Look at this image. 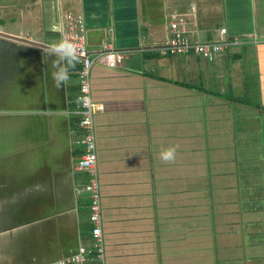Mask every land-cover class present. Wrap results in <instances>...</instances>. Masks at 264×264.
<instances>
[{
	"label": "crops",
	"instance_id": "0c3cea01",
	"mask_svg": "<svg viewBox=\"0 0 264 264\" xmlns=\"http://www.w3.org/2000/svg\"><path fill=\"white\" fill-rule=\"evenodd\" d=\"M178 14L196 38L248 41L163 52ZM78 18L92 53L124 55L92 69L107 264H264V0H0V31L32 41L0 34V264L92 242L77 65L55 87L37 44Z\"/></svg>",
	"mask_w": 264,
	"mask_h": 264
},
{
	"label": "built area",
	"instance_id": "2783aa9c",
	"mask_svg": "<svg viewBox=\"0 0 264 264\" xmlns=\"http://www.w3.org/2000/svg\"><path fill=\"white\" fill-rule=\"evenodd\" d=\"M82 18L77 19L78 27H69L62 31L59 40L69 39L78 49L77 54V79L78 92L75 96L74 112L80 118V125L85 133L79 140L84 146V153L77 163V169L88 172L89 179L84 189L89 192L90 214L92 223V242L90 245H80L77 251L59 259L34 264H107V251L104 239V216L102 205L101 183L98 174V151L94 133L95 115L104 110V103L94 100L92 95V69L94 63L105 58L110 66H116L124 57L120 50L107 48L98 53H92L89 45L86 28ZM190 21L183 14L174 15L169 21V37L163 52L170 54L197 53L203 58L213 60L216 55L229 45H238L245 41L240 37H228V29L220 27L217 36L211 39H199L194 35Z\"/></svg>",
	"mask_w": 264,
	"mask_h": 264
},
{
	"label": "clouds",
	"instance_id": "9594fccd",
	"mask_svg": "<svg viewBox=\"0 0 264 264\" xmlns=\"http://www.w3.org/2000/svg\"><path fill=\"white\" fill-rule=\"evenodd\" d=\"M53 30H58L55 25L53 26ZM49 45H51V47H50L47 55L57 57L56 61L53 64L54 71L52 72V80L55 84V87L60 88L61 86H63L67 82V80L69 78L70 70L75 67V64L77 62L78 49L76 48L74 43H72L67 38H62L58 42H55V43L49 44ZM77 67H78V65H77ZM110 67H115V66H110ZM84 151H85V149H84ZM84 151H83V153H84ZM97 151H98V146H97ZM175 155H176V147H169L167 149H164L160 153V158L164 162H173L175 160ZM80 158H79V160H80ZM78 161L75 164L76 169H77ZM97 166H98V164H97ZM78 170H81V169H78ZM82 171H84L88 175V172H86L85 170H82ZM88 179H89V175H88ZM88 179H87V181H88ZM86 182H85V184H86ZM91 229H92V226H91ZM91 237H92V234H91ZM107 257H108V254H107ZM34 263H39V262H34Z\"/></svg>",
	"mask_w": 264,
	"mask_h": 264
},
{
	"label": "water",
	"instance_id": "95a60500",
	"mask_svg": "<svg viewBox=\"0 0 264 264\" xmlns=\"http://www.w3.org/2000/svg\"><path fill=\"white\" fill-rule=\"evenodd\" d=\"M0 34L6 35V36H8V37H12V38L17 39V40H27V41H30V40H28V39H26V38H22V37H20V36L11 35V34L6 33V32H1V31H0ZM30 42H32V41H30ZM33 43H35V42H33ZM36 43H37V42H36ZM37 44H39V45H41V46H45V47H47V48H50V47H51V45H49V44H45V43H37Z\"/></svg>",
	"mask_w": 264,
	"mask_h": 264
},
{
	"label": "rangeland",
	"instance_id": "374dc122",
	"mask_svg": "<svg viewBox=\"0 0 264 264\" xmlns=\"http://www.w3.org/2000/svg\"><path fill=\"white\" fill-rule=\"evenodd\" d=\"M91 244V243H90ZM87 245H89V244H87Z\"/></svg>",
	"mask_w": 264,
	"mask_h": 264
},
{
	"label": "trees",
	"instance_id": "16d2710c",
	"mask_svg": "<svg viewBox=\"0 0 264 264\" xmlns=\"http://www.w3.org/2000/svg\"><path fill=\"white\" fill-rule=\"evenodd\" d=\"M85 131V130H84Z\"/></svg>",
	"mask_w": 264,
	"mask_h": 264
}]
</instances>
